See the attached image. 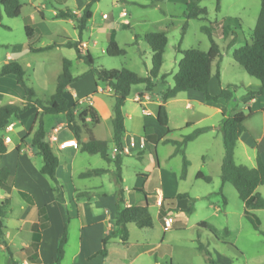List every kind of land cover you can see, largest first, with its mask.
I'll return each mask as SVG.
<instances>
[{"label": "rangeland", "instance_id": "rangeland-1", "mask_svg": "<svg viewBox=\"0 0 264 264\" xmlns=\"http://www.w3.org/2000/svg\"><path fill=\"white\" fill-rule=\"evenodd\" d=\"M19 2L22 8L17 18H8L0 11V67L6 64L7 57L11 56L23 69L25 83L34 90L37 99L47 100L54 93L55 79L62 67V57L71 62L70 72L74 77H81L88 71V66L76 58L73 49L31 53L28 45L34 49H43L62 40L78 41L79 34L74 28L73 21L56 19L54 13L58 10H69L79 11L81 14L85 1L62 0L61 4H55L52 0ZM260 4L261 0H220L217 11L215 0H203L199 6L205 8L207 15L200 20H186L185 0H99L92 6V18L80 39L86 44L93 58L94 67L106 70L127 69L144 77L150 69L151 50L143 36L153 32H165L167 36L162 66L155 80L156 86L152 92H147L151 98L150 102L143 107L135 101V94L144 92L142 85H136L131 87L122 108L125 144L129 139L138 142L144 136L143 126H149L154 130L158 139L156 143L147 142L142 150L129 155L122 153L123 196L130 205L142 206L145 205L146 195L152 227L138 229L133 224H128L127 244L123 245L118 239H112L111 243L115 244L110 245L113 248L110 260L116 259V264H208L206 257L198 250V244L209 250L215 264H264V238L243 216V203L233 186L228 183L222 184L220 180L223 158L220 130L222 116L216 112L217 104L206 102L194 91L181 92L164 104L170 133L165 134L156 121L161 93L173 86V76L177 72L181 58L177 49L207 52L210 43L204 28H208L221 54L218 62L220 84L222 88H228L232 93L225 114L231 115V109L234 108L233 112L240 111L246 116L243 134L247 133L249 137L236 143L234 161L237 165L255 167L258 149L264 151V140L261 141L264 136L262 109L264 97L259 98L251 106L249 115L247 105L241 101L246 93L244 86L247 83H259L246 74L232 59L231 54L245 43H251ZM37 10L42 11V18ZM121 13L124 15L121 16ZM30 16L33 18L29 19ZM227 18L238 19V22L231 24L225 20ZM185 22L187 28L182 35L181 29ZM27 25L33 30L32 37H27L25 33L24 27ZM111 33H114L118 46L125 52L124 55L118 57L105 55L107 38ZM232 40L234 41L231 44ZM215 69L216 62H213V74ZM218 82L216 79L214 85H218ZM99 87L103 88L102 84ZM75 88H79L78 91L82 93L87 90L88 82L85 80ZM21 94L22 90L18 86L13 88L11 95L14 103L18 104ZM94 101L110 108L113 97L110 92L95 93ZM86 105L88 104H80L77 112ZM144 108L151 112L150 116L145 115ZM46 119L50 121L49 119L53 118ZM110 121L103 119L99 126L93 127L94 134L108 142L109 155L114 150L111 143ZM86 122H89V119ZM17 128L20 129V125H17ZM197 129L206 131L184 146V155L189 165L186 176L182 179L180 178L182 157L174 154L175 146L170 142H181L185 136ZM249 138L253 141L260 140V146L257 149L251 147ZM25 141L31 147V136L26 137ZM138 152L141 153L140 157ZM58 158L59 163L63 164L64 157ZM38 159L41 161L40 157ZM73 169L71 184L75 188L100 185L101 188L98 190L108 194L117 191L114 177L110 172L113 165L106 163L98 155L79 152L75 157ZM90 169H103L109 172L87 179L78 177L79 172ZM198 172L208 176L209 182L197 178ZM62 188L67 198L66 187ZM156 190L164 196V207L169 209L170 217L174 218L172 227L166 231L158 219L159 209L155 205ZM2 192L0 188V193ZM256 193L264 198V185L259 186ZM177 195H186L187 198L180 199ZM20 203L22 200L18 196H13L6 208L5 232L12 243L11 246H7L17 264H33L28 258L35 252L36 243L33 240L29 247L16 251L21 240L26 239L24 235H21V239L14 238L20 223L17 218L23 214ZM189 207L192 208L190 213L185 211ZM251 213L260 220L259 228L264 231V209ZM201 222L207 223L213 229V233L208 228L198 226ZM31 231L33 233V226ZM76 238L77 227L73 222L69 227V242L61 264H71L77 245ZM7 260L8 253L4 246H0V264H6Z\"/></svg>", "mask_w": 264, "mask_h": 264}, {"label": "trees", "instance_id": "trees-1", "mask_svg": "<svg viewBox=\"0 0 264 264\" xmlns=\"http://www.w3.org/2000/svg\"><path fill=\"white\" fill-rule=\"evenodd\" d=\"M85 6L81 11V14L77 17L73 12L69 10H58L55 14L56 19L72 20L74 22V28L78 31V41H69L62 45L66 48L73 49L76 58L82 61L88 66V73L94 78L95 87H99L102 84L103 89H110L112 91L113 106H112V139L111 143L115 148L114 157L111 159L108 155V143L106 141L98 140L92 135V128L99 124L100 116L97 111L90 105H86L84 108L79 109L80 103L73 100L72 96L67 92V87L76 82L80 77H74L70 72L71 62L67 59H63L60 74L55 81V89L53 95L47 100L37 99L34 90L29 87L24 80V71L21 66L15 62L10 61L0 67V78L13 75L16 85L22 90V96L24 102L21 104H6L0 107V154L6 152V146L4 144L3 131L13 120H18L33 107L39 109V115L37 116V127L33 133L27 134L31 136V148L41 158L42 165L39 169V173L48 177L52 183V191L55 194V198L58 202L64 204V191L56 178V170L58 167V159L54 155L48 141L46 140V131L44 130L42 117L44 116H56L63 115L65 118V124L67 130L70 132L76 142V146L80 152L89 155H98L103 161L113 165L112 175L114 177V183L117 186L115 193V206L116 217L113 221L112 229L102 238L101 249L97 252L98 255L106 256L107 244L112 239H118L123 245L127 244L128 230L127 225L133 224L138 229H148L152 227V218L148 211L146 195H144L145 205L136 206H124V196L122 190V176L121 165L123 155L121 153L123 147V135L125 133L124 117L122 114V108L129 96L132 86L142 85L144 92H152L155 88V80L159 76V72L163 62V53L167 44V36L165 32H153L143 36L145 43L151 50L150 69L147 75L142 77L127 70V69H111L106 70L93 66V58L90 53L83 47L81 42V34L85 31L88 22L92 18V6L99 2V0H83ZM203 0H185L186 20H200L206 17L207 11L205 8L199 6V3ZM220 6V0H215V9L218 11ZM21 4L18 0H0V11L8 18H17L21 13ZM229 23H236L238 19L227 18L225 19ZM187 28V22H185L181 29L183 35ZM25 33L27 37H31L33 30L25 26ZM210 43L209 50L202 52L197 49H189L181 51L179 48L177 52L181 58L177 65V72L173 76V86L167 88L161 93V103L157 107L156 121L162 128H167V113L164 103L177 94L186 91H194L200 94L206 102H217L223 100L225 102L230 101L232 98L231 90L228 88H220V93L217 95H211L209 93V80L213 76L212 64L216 62L215 77L219 80L218 62L220 61V51L217 44L214 42L211 30L204 28ZM137 36L135 37V39ZM234 40L231 41V44ZM54 47L48 46L43 49H32V52H40L48 50ZM105 55L108 57H118L125 54L116 40L114 33H111L107 39L105 48ZM232 59L246 72V74L258 81L260 84L259 90L255 92H249L248 95L254 98L264 97V0H261L259 13L252 32L251 43H245L239 48L232 51ZM162 80V79H161ZM140 96V95H139ZM264 110V109H263ZM249 115H251L250 110ZM222 119L220 122V130L222 136L223 158L220 167V180L221 183H228L235 189L239 200L243 203L244 211L243 216L248 220L253 229L257 231L264 238V231L260 230V220L251 213V211L264 209V198L256 193V189L259 186L264 185V164L262 163L259 153L255 157V167L248 168L243 165H237L234 161V149L237 140L244 132L243 123L246 116L240 112L235 111L231 115L225 114V109L221 110ZM89 119V122H86ZM206 129H197L190 135L183 138L181 142H173L175 146L174 154H179L182 157V169L180 178L184 179L186 176L188 161L184 155V146L193 141L199 134L205 132ZM167 133L170 131L167 129ZM82 135L87 136V141L82 142ZM145 139L148 142L156 143L155 136L150 130L144 131ZM24 142L22 139L21 143ZM169 142V141H165ZM19 148L17 147V150ZM141 153L138 152V157ZM109 171L103 169H90L82 172L78 175L80 179H87L91 177L101 176ZM9 171L7 168L0 169V188L7 195L0 201V244L4 246V249L8 253V260L6 264H17L13 259L12 253L8 248L5 241L4 218L6 214V208L9 206V193L10 186L7 182ZM197 178H201L206 182H209L210 178L204 176L198 172ZM20 197L28 204L34 205L32 197L25 193L20 192ZM177 198H187L186 195H177ZM190 213L192 208L189 207L185 210ZM165 216V211L160 208L158 219L162 222ZM70 218L66 212L65 226L62 231L61 237L58 240L56 248L55 264H60L63 258L64 246L67 242V229L66 224ZM49 226V219L46 215L45 208L39 207L37 209V223L33 225L32 240L37 243L39 240V233ZM198 226L208 228L212 233L213 229L205 222H201ZM198 250H200L206 257L208 264H215L212 259V255L208 249L202 244H198ZM29 261L31 263H38L39 259L36 254L29 255Z\"/></svg>", "mask_w": 264, "mask_h": 264}, {"label": "crops", "instance_id": "crops-1", "mask_svg": "<svg viewBox=\"0 0 264 264\" xmlns=\"http://www.w3.org/2000/svg\"><path fill=\"white\" fill-rule=\"evenodd\" d=\"M52 1L55 2V4L62 3V0H52ZM36 12L39 13V16L41 18L43 17L42 11L37 10ZM56 12L54 13V15L56 14ZM73 13L77 17L80 15L79 11H74ZM123 15L124 14L121 13V16ZM103 17H105V15H103ZM28 18L31 19L33 17L30 16ZM65 42L66 40H62L59 43H55L53 44L54 47L48 49L47 51H51V50L61 51L62 49L66 48L62 46ZM82 45L88 51L86 44L82 43ZM29 47L31 46L28 45V50ZM30 52L36 53L32 51ZM63 59L65 58L63 57L61 58V66ZM7 60L8 62L13 61L11 56H8ZM85 80L88 82V88L86 91L84 90L81 93L78 91L79 88L74 89L75 86H78L81 82ZM214 84H216V77L212 76L211 79L209 80V86H208L209 93L211 95L219 94L220 88L222 87L220 84V79L218 85H214ZM16 86L17 85L13 75H7L0 78V107L6 104H16L12 100L13 96L11 95L13 88H15ZM98 88L101 87H95L94 78L92 77L91 74L88 73V71H86L81 75L78 81L73 82L66 89L67 92L72 96L74 101L80 104H88L97 111L98 115L100 116V122L96 126H99L103 119L111 120L112 117L111 108L113 106L112 104V106L109 108L106 107L104 104L94 101V94L96 93V89ZM244 88L246 89V93L242 97L241 101L244 104H246L248 110H250L251 106H253L258 101L259 98H254L248 95V93L259 90L260 84L247 83L245 84ZM101 89L103 90L101 93L110 92L112 96V91L110 89H103V88ZM150 99L151 98L149 97L147 92L141 91L135 94V101L137 103H140V105H142L143 107L150 102ZM23 102L24 100L21 94V98H19L18 104H21ZM228 102H225L220 99L217 102H211V103L217 104L216 112L221 114V110L223 108L225 109L228 106ZM158 105L160 104L158 103ZM187 107L189 108L190 106L187 105ZM262 109H264V104L262 105ZM143 111L146 116L151 115V112L146 108H144ZM233 111L234 108L231 109V114L233 113ZM38 115H39V109L37 107H33L29 111H27L24 115H22L20 119L11 121V123L9 124L10 126L9 130L5 129L3 131V138L4 139L8 138V140L4 142L6 146V152L4 154H0V169L7 168L9 171L7 182L10 186V193L8 195V197L10 198L9 199L10 203L12 201L13 196H18L22 200V203H20V208L23 211V214L17 218L20 223L19 226H17L18 228L16 229V232L14 233V238L21 239V235H24L26 239L21 240L16 251H20L31 245L32 243L31 227L37 223V209L39 207H44L46 215L49 219V226L44 230L40 231L39 240L36 243L34 254L37 255L39 259V264H55L54 261L56 259V248H57L58 240L61 237L62 231L65 226L66 212L68 213L70 220L66 224L67 242L64 246V254L62 260L64 259L66 253L65 249L68 246V242H69V227L71 223L75 222L77 227V238H76L77 245L71 259V264H116L115 263L116 259H114V261L110 260V253L111 250L113 249L111 248L112 246L110 247V245L115 244V243H111L112 240H110L109 243L107 244L106 256H101L97 254V252L101 249L102 238L113 227V221L116 217V206H115L116 192L113 194H108L106 192L100 191L98 190L101 188L100 185L91 186L90 188L84 187L82 189L75 188L74 186H72L71 181L74 174L73 163L75 161V157L79 154L80 151L76 146V142L74 138L66 128L65 118L63 115H56L54 117L44 116L42 117L44 130L46 131V133L50 131L49 134H46V140L48 141L54 155L58 159L56 178L59 184L61 185V187H66L68 193V196L66 198L64 191V200H65L64 204L58 202L55 198L54 192L52 191V187H53L52 181L48 177L39 173V169L42 165V161L38 159L39 156L34 152V150L30 146L26 144L25 141V138L28 137L27 134L33 133L34 130L36 129L37 127L36 119ZM47 117L53 119H49L50 121H48V119H46ZM17 125H20V129L18 128L16 129ZM162 129L165 134H168L167 133L168 128H162ZM145 130H150V132L155 136L156 140L158 139L154 130H152L149 126H143L142 127L143 133ZM125 134L126 133H124L123 135V139ZM92 135L94 136V138L98 140L106 141L105 139L100 138L96 134H94L93 128H92ZM52 137H55L56 141H51ZM248 137L249 134L242 133L238 140L241 141L247 139ZM141 138L145 140V146H146V143L148 141L145 139V136H142ZM22 139H24L23 143H21ZM263 140H264V136L261 138V141ZM81 141L82 142L87 141V136L82 135ZM248 142L249 145L255 149H257L258 146H260V140L253 141L252 139L249 138ZM123 145L126 144L123 142ZM17 147L19 148L18 150ZM113 149L114 150L112 154L111 155L108 154L109 158L111 159L114 157L115 154L114 146ZM134 151H139V150H134ZM257 153H259L260 159L264 164V151L259 148ZM59 156L60 158L64 157L63 164H61V162L59 163V158H58ZM249 159H250L249 156H247V160ZM85 171L87 170H84L83 172ZM110 172L112 173V171ZM80 173L82 172H79V174ZM67 179H69L70 182V184L68 185H67ZM20 192H25L29 194L34 201V205H28L20 197L19 195ZM159 192L160 191L156 190L155 194L158 193L162 197L163 204L161 207H157V208L158 209L162 208L165 211V215L168 214L170 216L169 209L164 207V198H163L164 196H162ZM6 196L7 195L5 194L4 191L0 193V201L3 200ZM123 205L136 206V205H130L128 202H126V199ZM170 218L174 222V218L172 217ZM8 236H9L8 233L5 232V241L7 242L8 246H11L12 243L11 240H9ZM0 246L3 247L2 245Z\"/></svg>", "mask_w": 264, "mask_h": 264}, {"label": "built area", "instance_id": "built-area-1", "mask_svg": "<svg viewBox=\"0 0 264 264\" xmlns=\"http://www.w3.org/2000/svg\"><path fill=\"white\" fill-rule=\"evenodd\" d=\"M102 91L103 90L101 88L96 89V93H101ZM5 129L9 130L10 126L8 125ZM7 140L8 138H5L4 142ZM51 141H56V138L52 137ZM144 148H145V140L143 138H140L138 142H135L133 139H130L126 145H123L121 153H124L125 155H129L134 150H142ZM156 195H157V198H156L155 205L157 207H161L163 204V199L158 193H156ZM173 223H174L173 220L170 218L168 214H166L162 219V226L165 231L169 230L172 227Z\"/></svg>", "mask_w": 264, "mask_h": 264}]
</instances>
